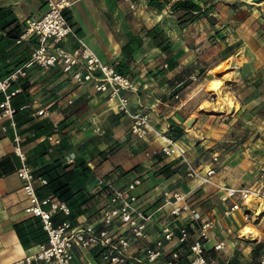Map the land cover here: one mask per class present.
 I'll use <instances>...</instances> for the list:
<instances>
[{"label":"crops","instance_id":"0c3cea01","mask_svg":"<svg viewBox=\"0 0 264 264\" xmlns=\"http://www.w3.org/2000/svg\"><path fill=\"white\" fill-rule=\"evenodd\" d=\"M58 1L0 0V77L29 59L37 46L34 38L17 43L28 20ZM68 1L64 15L71 33L55 47L72 50L82 41L101 62L127 76L132 89L122 94L132 112L148 115L152 131L142 140L131 135V119L95 89L94 81L79 83L59 67L32 66L11 89H21L11 105L17 111L25 163L49 181L84 162L91 172L74 185L76 203L68 207L66 219L94 224L96 229L102 227L100 211L110 195L96 179L115 188L138 179L134 193L151 218L145 238H129L126 253L133 264H161L173 250H178L182 264L188 263L187 248L175 242H166L164 253L153 263L145 260L146 250L156 249L165 225L188 224L190 241L200 227L184 216L167 214L170 207L161 208L165 190L187 195L203 220L212 222L204 247L215 264H260L264 214L250 224L239 212L225 216L227 204L221 202L220 192L186 177V163L177 154L161 152L157 133L173 138L194 168L203 172L214 167L217 184L264 187V1L189 0L190 10L176 5L181 0H133L135 10L121 0ZM224 64L228 68H222ZM216 77L224 84L216 94H208ZM41 109L47 116L37 115ZM8 124L9 120L0 122V161L7 160L11 167L0 170V264L33 254L46 238L39 218L24 211L28 199L16 173L21 163L13 152L11 133L2 130ZM55 128L61 142L50 149L46 136ZM34 187L39 198L59 200L48 187L40 188L37 182ZM245 227L253 233L245 234ZM217 244L223 248L214 251ZM73 251L74 264H108L98 247Z\"/></svg>","mask_w":264,"mask_h":264},{"label":"built area","instance_id":"2783aa9c","mask_svg":"<svg viewBox=\"0 0 264 264\" xmlns=\"http://www.w3.org/2000/svg\"><path fill=\"white\" fill-rule=\"evenodd\" d=\"M121 1L128 4L131 10H135L133 0ZM69 5L68 0L50 3L43 15L28 20L17 43L34 38L37 41V46L29 59L15 67L7 76L0 77V96H2L0 122L9 120L8 126L3 125L2 130L11 133L13 152L21 163L16 173L23 182L22 189L28 199L24 211L32 217L39 218L42 229L47 235L46 242L38 244L37 250L33 254L12 264H34L35 262L74 264V248L86 250L95 247L100 249L101 259L108 264H133V260L126 253V249L130 245L129 238L133 237L137 240L145 238L151 218V214H146L143 211L139 198L134 193L136 186L140 183L139 180L135 179L124 188H115L102 178H97L98 187L110 189L108 201L100 211L99 222L102 227L96 229L94 224H73L66 219L70 215L66 203L49 197H38L34 182L43 187L47 184V180L42 176L35 175L28 167L25 163V153L21 148V138L14 118L16 109L11 105L12 97L21 92V89H11L19 79L26 77L27 69L32 66L43 69L59 67L63 73L68 74L72 80L79 83L94 81L95 89L105 93L110 101L116 102L115 108L131 119V135L142 140L152 131L148 115L132 112L128 99L122 94L123 91L132 89V82L127 76L101 62L82 41H79V45L72 50H59L55 47L56 43L71 33V28L64 15V10ZM95 73L99 75L96 77ZM195 80L196 78L193 77L192 81ZM175 98L178 96L175 95ZM212 100L213 98H211ZM37 115L47 116V112L41 109L38 110ZM157 135L162 143L161 152L164 155L177 154L186 163V177L198 181L200 185H211L220 192L221 202L227 204L224 210L225 216L239 212L243 221L250 224L254 219L264 214L263 186L259 184L236 188L221 186L213 180L216 173L214 167H208L203 172L194 168L185 159L173 138L159 132ZM46 140L50 149L59 145L61 142L59 130L55 128L46 136ZM213 160L216 161V158ZM69 161L72 162L71 159ZM161 201L162 209L170 207L167 214L174 218L184 216L189 224L200 225V227L197 228V237L190 241L188 224L177 227L165 225L160 231L161 237L155 242L156 249L146 250L145 260L153 263L164 253L166 242L167 244L175 242L180 248H187L188 256H190L187 264H215L208 258L204 247L205 242L209 239L208 230L211 228L212 222L203 220V215L188 203L187 195L183 193L162 191ZM59 216H61L60 220ZM262 232L264 236V230ZM222 248L223 244H217L213 250L219 251ZM161 264H182L178 250L171 251L170 258ZM260 264H264V252L260 258Z\"/></svg>","mask_w":264,"mask_h":264},{"label":"trees","instance_id":"16d2710c","mask_svg":"<svg viewBox=\"0 0 264 264\" xmlns=\"http://www.w3.org/2000/svg\"><path fill=\"white\" fill-rule=\"evenodd\" d=\"M176 5H178L179 8L187 9V10H190L193 7L192 3L189 0H181V1L177 2ZM9 163L10 162H8L7 160L6 161L1 160L0 161V170L1 171L9 170L11 168ZM90 172L91 171L86 166V164L84 162H81L80 164H78V168L69 170V171L63 173L62 175H58L56 177L50 178L49 181L47 180V184L43 187H40V188L48 187L59 200L66 203V205L70 208V207H72V205L74 203H76V200L73 199V195H74L73 187H74V185L76 183H78L79 181L87 180V178H89L88 174H90ZM86 201L87 200H85L83 203H86ZM80 204H82V203H80ZM80 204H78L77 206H80ZM14 228H15V231H16V234H17L19 240L21 241L23 235L21 234V231H20L18 225H15ZM41 229H42V227H41ZM46 240H47V235H46V238L43 240H40L38 242V244L44 243V242H46ZM22 244H23V242H22Z\"/></svg>","mask_w":264,"mask_h":264},{"label":"rangeland","instance_id":"374dc122","mask_svg":"<svg viewBox=\"0 0 264 264\" xmlns=\"http://www.w3.org/2000/svg\"><path fill=\"white\" fill-rule=\"evenodd\" d=\"M227 66V68H228V65H222V68H225ZM227 71V70H226ZM215 80L216 81H218V85H216V84H213L212 82L211 83H209V85H208V90H207V92H208V94H216L218 91H219V89H217L218 87H220V86H222L223 84H224V82H221V81H219V80H217V77L215 78ZM218 97V96H217ZM211 98H212V96L208 99L209 101H211ZM220 99V97H218V100ZM249 229V232L252 234L253 233V231L250 229V228H248ZM246 234H248V233H246Z\"/></svg>","mask_w":264,"mask_h":264},{"label":"bare ground","instance_id":"6f19581e","mask_svg":"<svg viewBox=\"0 0 264 264\" xmlns=\"http://www.w3.org/2000/svg\"><path fill=\"white\" fill-rule=\"evenodd\" d=\"M248 1H250L251 3L260 4V3L263 2L264 0H248ZM212 83H213V84H216V85L219 84L218 81H216V80L212 81ZM112 103H113L114 106H115L114 101H112ZM244 233H245V234H246V233H249V229H248V228H245V229H244Z\"/></svg>","mask_w":264,"mask_h":264}]
</instances>
